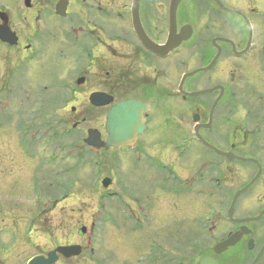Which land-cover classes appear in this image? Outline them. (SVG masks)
I'll return each mask as SVG.
<instances>
[{
  "label": "rangeland",
  "instance_id": "1",
  "mask_svg": "<svg viewBox=\"0 0 264 264\" xmlns=\"http://www.w3.org/2000/svg\"><path fill=\"white\" fill-rule=\"evenodd\" d=\"M24 1L0 0V11L10 16L14 30L39 53L35 60L29 57L31 53L22 55L0 44V255L7 259L0 263L27 264L40 251L79 245L83 253L70 264H164V259L176 264L181 250L190 251L181 247L196 241L193 232L185 234V226L194 216H218L216 226L223 227L215 238L220 237L229 227L225 224L227 211L235 193L252 177L250 169L196 149L197 160L190 159L195 166L186 168L183 184L200 186L198 195L188 188L187 193L171 190L165 195L135 177H118L116 153L112 151L94 152L100 168L90 163L95 155L84 140L88 129L101 131L105 116V111L95 110L89 100L91 93L104 90L100 76L103 49L96 45L86 50L90 37L70 29L72 16L86 20L90 1L72 0L65 18L55 13L60 0H31V8L25 7ZM36 7L42 14L38 19L33 11ZM240 20L236 17L233 23ZM206 29H202L204 40L221 32L220 28ZM93 35L104 40L101 34ZM203 50L205 58L209 46ZM199 65L190 62L186 69ZM227 65L224 61L207 76L203 74L202 86L222 82L217 73L223 66L230 71ZM81 76L88 77L86 86H77ZM178 76L172 67L173 84ZM261 80H257L259 89L252 90L253 94L236 98L231 111L236 138L242 136L239 129L249 128L253 119L251 129L257 135H262V129L264 134V124L259 129V113L264 117ZM220 128L222 137L227 128ZM251 148L243 147L240 152L264 159V152ZM107 177L112 184L106 189L102 181ZM133 183L140 190L138 195ZM135 199L139 203H134ZM250 201L255 207L249 210L262 207L261 190L241 196L235 216H243ZM212 240L206 231L200 238L203 249Z\"/></svg>",
  "mask_w": 264,
  "mask_h": 264
},
{
  "label": "flooded vegetation",
  "instance_id": "2",
  "mask_svg": "<svg viewBox=\"0 0 264 264\" xmlns=\"http://www.w3.org/2000/svg\"><path fill=\"white\" fill-rule=\"evenodd\" d=\"M89 1L86 6V20L78 21L72 16L70 29L77 35L83 32V37H90L91 40L85 42L88 49L82 42L84 49L89 50L96 45L103 49L101 85L104 86L103 93L114 98V105L94 107L95 110L105 111L104 124L99 131L102 142L107 143L109 139L106 123L108 112L113 106L128 102L141 105V115L139 114L133 128L135 139L129 147L99 151L91 149V154L97 157L95 153L99 152L116 153L118 177H135L136 181L155 188L160 194L169 195L171 190L187 193L188 188L194 195H198L200 186L183 184L187 181L184 176L186 168L195 166L190 159L197 160L196 149L207 151L213 157L229 162L216 149L234 154L237 159L229 163H240L252 172V177L243 187L246 191L242 196L256 188L264 196V159L254 153L240 152L246 146L264 152V134L261 129L264 124L263 114L259 113V129L263 136L257 135L251 129L256 121L253 119V122H248L249 128L243 126L242 130L239 129L242 136L236 138V128L232 125L234 114L231 112L240 94H253L252 90L259 89V79H262L260 83H264V0H181L176 11L175 35L181 41L166 56L146 49L143 40L155 46H166L172 27V0H138L137 3L134 0ZM71 5L72 0L70 7ZM33 11L36 19L42 16L39 8L36 7ZM236 17L237 20L241 18L239 24L233 23ZM4 19L0 17V25L4 21L9 25L18 37V45L10 47L0 42L1 46L15 48L22 55L31 53L29 57L36 60L38 51L31 44L27 45L14 30L9 15ZM109 27L113 32H109ZM203 27L207 31H213V27L220 28L221 32H217L210 40H204ZM93 33L101 34L104 40L101 37L96 39ZM206 45L209 50L204 58L203 48ZM218 55L212 69L203 71ZM224 61L228 63L230 71L226 72L223 66L221 72L217 73L223 81L203 87V78L219 68ZM190 62L200 65L187 70L186 66ZM172 67L174 73L179 75V78H174V84L171 82ZM193 72L197 73L183 80L187 74ZM203 74L206 75L203 77ZM79 78L84 80L80 87L86 86L88 77ZM204 91L208 92L191 96ZM195 118L198 122H195ZM222 126H226L227 131L224 136L219 137ZM90 130L92 129L87 132ZM173 181L176 182L172 183ZM132 187L137 191L135 195H138V186L133 183ZM137 199L133 202L139 203ZM248 205L247 208L244 207L243 216L234 215L233 220L228 217L227 211L228 222L225 224L229 227L218 238H215V234L223 227L216 226L218 216L213 219L194 216L193 222L185 226V234L193 232L192 237L196 241L181 247H188L190 251L187 253L181 250L179 264H201L208 257L213 258L217 264H264V205L258 211L249 210L255 207L253 202L250 201ZM234 220L240 222L236 223ZM206 231L214 241L203 249L200 238L202 239ZM236 233L243 234L241 241L235 247L216 254L214 248ZM52 250L40 251L35 256H46ZM0 260L7 259L0 255ZM65 262L70 264V259L60 257L56 264ZM164 264H168L165 259Z\"/></svg>",
  "mask_w": 264,
  "mask_h": 264
},
{
  "label": "water",
  "instance_id": "3",
  "mask_svg": "<svg viewBox=\"0 0 264 264\" xmlns=\"http://www.w3.org/2000/svg\"><path fill=\"white\" fill-rule=\"evenodd\" d=\"M138 0H135L137 3ZM180 3V0H172V8H171V20H172V29L170 33V39L168 40L166 46L159 47L153 45L151 42L143 40V44L146 49L153 51L160 55H168L170 52H172L174 49H176L179 46V37L176 35V11L178 4ZM26 6L30 7V1H26ZM68 7L67 1L60 2L56 7V12L65 17L66 16V10ZM5 15L0 13V17L2 19L6 18ZM5 20V19H4ZM0 40L3 42H7L11 45H17L18 40L17 37L10 31V28L8 25H6V22L4 21V24L0 26ZM219 55L214 59V61L211 63L208 68L203 69V71H208L212 69L214 64L216 63ZM195 73L188 74L184 77V81L187 77H192ZM83 79L78 80V84L81 85L83 83ZM208 91L200 92V93H194L191 94V96H198L201 94H205ZM90 102L92 106L102 108L106 106H110L114 102V98L105 94V93H94L90 96ZM141 105H139L136 102H128L125 104H122L120 106L113 107L107 116V123H106V130L109 134V139L107 140V143L102 142L101 140V134L98 131L90 130L88 134V139L85 140V143L93 147L95 150H100L102 148L109 149L110 147L113 148H120L123 146H129L132 141L135 139L133 135V128L134 124L137 122V118H139ZM139 110V112H138ZM75 111V109H73ZM222 155H225L229 160H234L236 157L233 154H225L222 152H219ZM112 181L110 179H105L103 181L104 188H108L111 185ZM246 191L244 188L243 190L236 193L233 202L231 204V207L229 209L228 215L230 219L233 220L234 211H235V205L236 202L241 194H243ZM234 222L239 223L240 220H234ZM83 233L86 232V230L82 231ZM243 234L242 233H236L229 237L226 241L218 244L214 251L216 254H221L224 251H226L230 247L236 246L242 239ZM82 247L75 245L70 247H61L58 248L56 251L49 253L47 258L38 259L35 258L30 262V264H53L58 260L57 253H60L66 258H73L78 257L82 254ZM201 264H217L216 261L211 258H205Z\"/></svg>",
  "mask_w": 264,
  "mask_h": 264
}]
</instances>
